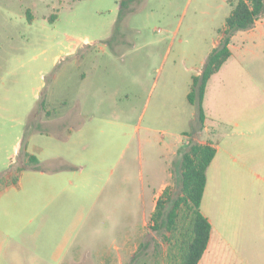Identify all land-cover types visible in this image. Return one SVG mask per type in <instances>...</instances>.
<instances>
[{
	"label": "rangeland",
	"instance_id": "obj_1",
	"mask_svg": "<svg viewBox=\"0 0 264 264\" xmlns=\"http://www.w3.org/2000/svg\"><path fill=\"white\" fill-rule=\"evenodd\" d=\"M121 1L0 0V225L24 227L3 242L4 256L22 246L23 264H36L32 261L37 257L44 264H60L42 255L61 244L76 259L70 264H99L101 254H115V246L122 244V258H107L102 264L179 260L189 211L180 209L174 232L158 227L152 215L159 193L161 198L167 189L162 197L166 212L182 195L183 154L192 144L212 142L206 125L194 117L196 107L188 94L212 44L220 45L237 0L129 1L115 25ZM29 10L33 25L27 23ZM263 23L264 17L257 28ZM259 29L264 34V27ZM258 35L247 34L244 44L241 37L236 40L234 57L212 79L204 102L210 130L231 135L242 146L237 160L247 163L238 169L244 178L234 183L217 181L220 171L217 174L215 166L209 173V195L201 210L214 211L216 226L235 246L217 264H264V238L253 240L246 216L252 198L255 214L254 202L264 184V35ZM79 40L90 41L80 54L83 65L71 67L61 83L70 102L82 94L95 107L97 97L102 113L80 121L84 144L72 135L69 145L60 146L71 162L84 168V178L58 181L53 168L42 163L33 169L28 162L26 150L39 118L34 113L30 119L27 110L51 89L48 63L56 43ZM68 64H74L73 59L64 57L61 67ZM100 66L108 68L99 73L98 91L93 78L94 67ZM78 73H86L87 81ZM176 138V157L168 163L163 183L161 155ZM225 138H215L214 144L224 146ZM38 141L36 145L43 144Z\"/></svg>",
	"mask_w": 264,
	"mask_h": 264
},
{
	"label": "crops",
	"instance_id": "obj_2",
	"mask_svg": "<svg viewBox=\"0 0 264 264\" xmlns=\"http://www.w3.org/2000/svg\"><path fill=\"white\" fill-rule=\"evenodd\" d=\"M129 1L132 3V1L134 0H129ZM53 2L54 1H52V3ZM120 9H121V5L119 4L115 9V13L117 15V19L113 20V23L116 22L115 25L117 24L120 16ZM27 13L29 15L28 17L29 20L27 21V23L33 25L34 15L30 10ZM258 22L255 25L256 28L254 27L253 29L244 31L242 33L239 32L232 38V42L229 46L230 51L232 53L230 59L234 57V49L235 48L238 49V47H235L234 43L236 42L237 39H239V37H241V39L239 40H241L242 44H244L246 41H248V36H252V38H255L257 34H259L258 36L264 35L258 33V29H259L257 28ZM262 26L264 27V23L260 26L259 31L261 30ZM224 30H223V36H224ZM255 30L257 31L255 32ZM114 31L116 33V29ZM86 43H90V41L79 40L74 43L72 42L56 43L57 47L53 50V52H55V55L51 63H48V67L52 71L51 73L53 78L51 89L44 97H40L39 99L37 98L36 105L34 107H31L29 110H27V112H29L30 119L34 113L39 118V121L34 123V125L32 126V132H31L32 144L26 150V156L28 157V162L33 163L32 164L34 165L32 167L33 169L35 167H38L40 169L41 167H43V164H45L46 167H51V170L54 169L53 174H55V179L58 181H61L63 179L69 180V178L75 180L76 179L81 180L82 178H84L82 177L84 176L82 174L84 168L79 167L77 163H75L76 160H73V162H71V158H69L70 156H65V154L62 152V148H65V145H69V141H71V139L73 138L72 135L74 136L77 135L78 139L81 140L82 143L84 144L85 140H83V136L85 135L84 133L85 130L82 128L81 126L82 122L80 121L88 118L97 119L102 113V107H101L102 103L99 101L97 97L93 99L95 103V107H93V103L88 104V102L86 101V97L85 96L81 97L82 94L79 95L73 101V103L70 102V100L66 96V92L64 91L65 85H62L61 83L62 80H66L68 78V73L71 71V67H73V69L74 68L80 69V67L83 65V58L82 57L80 58V54L84 46L87 45ZM216 47L217 44L216 42H214L211 46V49L207 52V54L203 58L202 63L199 66V69L197 70L195 76L201 75L203 71V67L206 63L209 54ZM64 57L66 58V60L73 59L74 64L71 65L68 64L64 67H61L62 66L61 62L64 61ZM94 68H95L94 70L95 77L93 78L94 80L93 85L99 91L100 83H101V77L99 73L107 71L108 66L105 67L100 66V69L99 67L98 69L97 67ZM77 75L81 77L83 82L87 81L88 79L86 73H78ZM214 77L215 75L212 77V79ZM212 79L210 80V82L212 81ZM97 93H98L97 90H95V96H97ZM97 100L98 102H96ZM194 117L196 118V113ZM70 122H73L74 126L73 128L69 129L68 124H70ZM28 124L30 125V122H28ZM205 125H206L205 130H207L209 135L208 137L211 138L212 140L211 145H213V147L216 148L217 154L207 171V185L204 192L201 208H203V205L205 204V198L207 197V195H209V190H210L209 173L211 168H213V166L216 167L217 174L220 171L219 174L220 176L217 177L216 180L219 182H227V183H234L244 178L241 177L240 175L241 170L238 169L239 168L243 169L247 166L246 162L237 160L238 156H236V154L238 153V151H241L242 146L236 141L232 140L231 135L227 134L226 136V134L224 133H220V134H217V132L213 133L208 127L207 115H206ZM221 135L223 137H226L224 140L226 141L224 146L214 144V139L220 137ZM44 139H46V141H44ZM38 140L39 141L41 140L43 144L37 143L40 146L36 145L35 141ZM177 141H179L178 138H176V140L172 145L170 144L166 145L165 146L166 150L161 155L164 161L163 171H164L165 181L163 183H165L168 178L167 169H166L167 165L176 157L177 146H178L176 144L178 143ZM44 142L47 143V147L43 146ZM53 143H56V146H52L51 144ZM58 143L61 145H58ZM205 144H209V143H205ZM18 149H19V142L15 146V152H17ZM68 150H70V148H68ZM31 157H35L37 159V163L32 162ZM222 171L223 174L221 175ZM260 179L264 183V177ZM19 182H20L19 179H17L14 185H18ZM160 187H158L157 189H160ZM159 197H160V193L158 194V199H160ZM247 197L248 195L245 198L247 199ZM252 202H253V198L252 200L249 201L248 209L246 213V216L249 217V220L251 221V225L249 226V233L252 236L253 240L256 241V238L259 237L258 239L261 241L262 237L264 238V184H263V188L261 189L260 195H258V199L257 200L255 199L254 202V212H255L254 215H252V210H251ZM257 207L259 209L258 212H257ZM201 212L210 222L212 226V231H211L208 247L199 264H217L219 262L222 263L223 260H225V258L230 256L231 251L232 253L235 251V246L227 238L225 239L223 237L220 227L216 226L214 211L209 209L206 210V213H204L202 210ZM257 219H259L260 221L257 222ZM23 230L24 227L18 224H11V226L0 225V264H23L24 258H23L22 246H19L17 249H14V252L11 253V255L4 256L6 250L3 243L8 240L10 235H13L15 233H21ZM259 245H261V243H259ZM125 246H126L125 244H122L120 246L118 245L115 246V254H112L111 251L107 252L106 254H101L97 262L99 264H102L108 260L107 258H116V259L122 258V253H120V251H122ZM42 257H45L46 260L49 259L50 263L55 262L60 264H65V263L70 264L76 262L75 257L72 256L70 257V251L68 250V246L66 244L57 245L56 248L52 247L50 250L47 248L46 252L43 253ZM69 257L72 259H68ZM44 262H45L44 259L41 258L38 259V257L34 258L32 261V263H36V264L38 263L44 264Z\"/></svg>",
	"mask_w": 264,
	"mask_h": 264
},
{
	"label": "trees",
	"instance_id": "obj_3",
	"mask_svg": "<svg viewBox=\"0 0 264 264\" xmlns=\"http://www.w3.org/2000/svg\"><path fill=\"white\" fill-rule=\"evenodd\" d=\"M128 3L129 0L121 1L117 24L121 21L124 7ZM232 7L230 15L226 18L224 37L220 45L209 54L201 75L193 77L191 91L188 94V101L196 107L197 122L202 126L206 121L204 101L209 82L230 60L232 53L229 46L232 38L239 32L253 29L256 23L264 17V0H237L232 2ZM211 144H192L183 154L182 195L166 212L167 204L162 198L167 193L166 189L158 200L156 210L152 215V220L158 227L164 226L168 232H174L180 217V209L185 207L190 213L181 233L179 260L173 264H199L208 247L212 226L202 214L201 205L207 185V171L217 154L216 148ZM31 160L37 163L35 157H31Z\"/></svg>",
	"mask_w": 264,
	"mask_h": 264
}]
</instances>
